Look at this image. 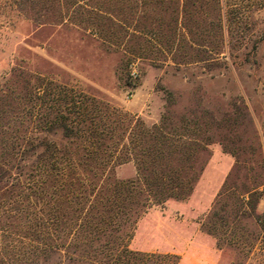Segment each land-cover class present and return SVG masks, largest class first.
<instances>
[{"label":"rangeland","instance_id":"rangeland-1","mask_svg":"<svg viewBox=\"0 0 264 264\" xmlns=\"http://www.w3.org/2000/svg\"><path fill=\"white\" fill-rule=\"evenodd\" d=\"M153 1L68 0L61 21L30 0H0V90L14 72L39 74L101 95L149 127L160 122L167 109L164 90L170 91L172 122L205 138L207 147L197 156L204 170L188 200H170L139 221L130 248L175 254L179 264H264V0H235L250 12L197 38L201 48L177 41L169 50L163 36L106 30L103 37L82 27L100 8L109 14L102 21L111 24L175 25L174 17H158ZM213 19L193 16L189 28L210 30ZM105 36L128 44L109 47ZM139 41L146 50L134 59L131 49ZM114 175L136 178L135 163L117 166ZM249 200L256 210L251 217L231 212L236 203L248 210ZM215 205L224 206L228 219L216 237L206 225Z\"/></svg>","mask_w":264,"mask_h":264},{"label":"trees","instance_id":"trees-1","mask_svg":"<svg viewBox=\"0 0 264 264\" xmlns=\"http://www.w3.org/2000/svg\"><path fill=\"white\" fill-rule=\"evenodd\" d=\"M30 3L60 14L61 21L70 6L68 0ZM153 3L158 17H174L175 25L111 24L102 21L109 14L100 8L82 27L102 36L106 30H132L133 38L151 33L157 40L164 37L169 50L177 41L201 48L204 44L197 38L204 39L211 29L223 31L225 23L250 12L241 11L235 0ZM204 14H214L210 30L203 31L199 24L189 28L193 16L200 19ZM105 37L115 49L128 44ZM145 50L136 42L133 58ZM164 91L167 109L160 122L149 127L101 95L39 74L14 72L0 90V264H179L175 254L130 248L139 221L170 200H188L204 170L197 156L207 147L205 138H193L187 125L172 122L174 95ZM130 161L136 178L117 179L115 168ZM249 192L252 199L254 193ZM250 200L248 210L236 203L231 212L239 209L238 214L251 217L256 210ZM224 211L223 205L211 210L208 234L218 235L228 220Z\"/></svg>","mask_w":264,"mask_h":264}]
</instances>
